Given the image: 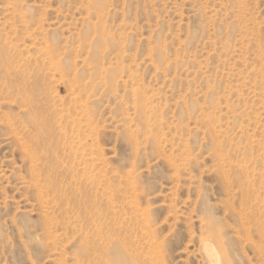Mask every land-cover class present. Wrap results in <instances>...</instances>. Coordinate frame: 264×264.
Wrapping results in <instances>:
<instances>
[{
    "label": "rangeland",
    "instance_id": "1",
    "mask_svg": "<svg viewBox=\"0 0 264 264\" xmlns=\"http://www.w3.org/2000/svg\"><path fill=\"white\" fill-rule=\"evenodd\" d=\"M1 48L0 264H264V0H0Z\"/></svg>",
    "mask_w": 264,
    "mask_h": 264
},
{
    "label": "bare ground",
    "instance_id": "2",
    "mask_svg": "<svg viewBox=\"0 0 264 264\" xmlns=\"http://www.w3.org/2000/svg\"><path fill=\"white\" fill-rule=\"evenodd\" d=\"M0 60H1V63H2V66L4 67V69L6 71H8L10 66H11L10 65V62H11L10 60L11 59H10V55L5 50V48H1ZM21 74L24 75L22 72H21ZM22 75H21L20 78L15 79L13 81V84L15 86H17V87H20V85H21V86H24L26 88L27 87L30 88V83L28 81H26L27 78H25V76L22 77ZM25 100H27V103H29V102L31 103L32 102L31 101L32 99L29 98V97H27V99H25ZM36 115H37L36 111H32L31 116H30L31 117L30 120L33 123V125L35 126V128L37 129V131H38L36 139L39 140V139H42L43 135H44V137H45V134L49 135L47 133V130L49 129L50 126H49L48 122H45L43 120H39V118H37ZM40 148H38V149H40ZM47 149H49V148H47ZM54 154L56 155V153H54ZM57 193H58V191H57ZM203 249H204L208 264H223L224 263V261H225L224 257L225 256H223V253L222 254L219 253V250L221 249V244L218 241H209V242L205 241L203 243Z\"/></svg>",
    "mask_w": 264,
    "mask_h": 264
}]
</instances>
